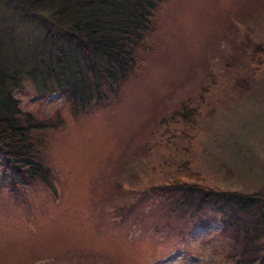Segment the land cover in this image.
<instances>
[{
    "label": "rangeland",
    "instance_id": "1",
    "mask_svg": "<svg viewBox=\"0 0 264 264\" xmlns=\"http://www.w3.org/2000/svg\"><path fill=\"white\" fill-rule=\"evenodd\" d=\"M261 41L264 0H163L110 104L75 115L62 94L25 78L13 91L19 107L63 120L50 128L57 175L54 191L28 186L29 203L0 181V264H231L219 254L220 218L190 223L189 208L155 199L156 185L188 159L192 182L264 190V55L250 57ZM188 98L193 126L175 114Z\"/></svg>",
    "mask_w": 264,
    "mask_h": 264
},
{
    "label": "trees",
    "instance_id": "2",
    "mask_svg": "<svg viewBox=\"0 0 264 264\" xmlns=\"http://www.w3.org/2000/svg\"><path fill=\"white\" fill-rule=\"evenodd\" d=\"M162 1L6 0L8 15L0 17V181L16 200L29 203L28 186L37 179L54 191L50 128L62 119L37 120L19 107L13 91L30 78L38 93L62 94L75 115L110 104L134 71ZM16 24L33 29L18 37L12 32ZM250 49L251 60L260 64L264 42ZM190 102L182 101L175 114L193 126L196 120L185 117L186 110H196ZM197 178L184 159L169 182L156 185L161 190L155 199L165 209L189 208L181 215L188 214L190 223H205L214 214L226 237L219 254L231 264H264V190L192 182Z\"/></svg>",
    "mask_w": 264,
    "mask_h": 264
}]
</instances>
